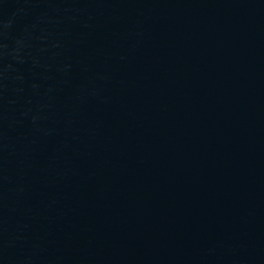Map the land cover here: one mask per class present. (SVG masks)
<instances>
[{
    "label": "water",
    "instance_id": "water-1",
    "mask_svg": "<svg viewBox=\"0 0 264 264\" xmlns=\"http://www.w3.org/2000/svg\"><path fill=\"white\" fill-rule=\"evenodd\" d=\"M0 264H264V0H0Z\"/></svg>",
    "mask_w": 264,
    "mask_h": 264
}]
</instances>
